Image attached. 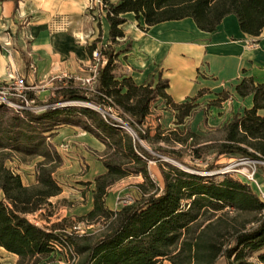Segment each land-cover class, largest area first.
Returning a JSON list of instances; mask_svg holds the SVG:
<instances>
[{
	"label": "trees",
	"instance_id": "1",
	"mask_svg": "<svg viewBox=\"0 0 264 264\" xmlns=\"http://www.w3.org/2000/svg\"><path fill=\"white\" fill-rule=\"evenodd\" d=\"M103 3L110 41L98 48L102 42L99 22L100 37L88 48L91 57L99 50L100 56L107 59L99 70L95 91L69 81L56 90L45 111L25 110L7 122L0 119V149L43 158L37 164V184L30 187L0 162V248L16 255L17 264L50 262L59 248L62 249L59 252L80 256L74 264H163L164 261L217 264L221 257L227 264H264V201L251 185L235 179L231 173L204 175L165 165L142 145V141L173 142L190 146L195 160L209 149L216 158L235 156L264 163V117L259 114L264 109V83L256 84L253 78L246 77L236 86L240 97L253 96L254 106L224 126L219 141L201 146L198 135L188 130L180 136L171 133L172 139L159 131L150 136L143 127L154 103L165 101L177 112V124L182 125L197 107L196 99L174 103L168 93L169 81L162 78L155 86L152 82L137 85L130 77L119 79L115 71L120 53L113 47L125 37L127 14H134L138 21L142 19L143 30L192 18L200 30L208 33L215 32L227 16L235 15L244 33L260 36L264 31V0H119L117 4L103 0ZM29 96L34 98L30 92ZM230 97L225 92L221 100ZM75 102L93 104L102 112L88 106L63 105ZM4 108L9 107L0 104V112ZM112 109L135 136L111 117ZM63 126L80 128L107 151L102 159L106 172L94 181L93 208L79 217L87 225H103L104 232L95 239L92 235H79L74 231L76 226H64L67 219L51 227L29 219L63 192L53 176L62 157L47 143L48 134L53 135ZM155 151L183 163L175 149ZM150 163L157 164L163 188L152 177ZM132 176H142L144 180L137 185L141 197L120 210L110 209L107 198L111 190ZM219 176L221 181L217 180Z\"/></svg>",
	"mask_w": 264,
	"mask_h": 264
},
{
	"label": "crops",
	"instance_id": "2",
	"mask_svg": "<svg viewBox=\"0 0 264 264\" xmlns=\"http://www.w3.org/2000/svg\"><path fill=\"white\" fill-rule=\"evenodd\" d=\"M101 2L103 0H0V78L8 80L10 71L15 77L13 82L22 81L38 102L48 104L60 88L54 86L56 80L84 76L90 70L92 60L88 48L100 37L99 22L102 42L98 48L109 44L110 25ZM90 5L94 6L93 11L89 10ZM125 18V37L113 45L120 53L115 75L119 79L130 77L137 85L152 82L155 86L162 78L169 81L168 93L174 103L196 99L197 107L192 116L185 119V124L178 125L177 112L169 110L176 127H184L193 116H200L199 104L205 103L212 116L209 124L223 135L224 126L254 106L253 96L240 97L236 86L246 77L253 78L256 84L264 83V31L260 36L244 33L235 15L227 16L213 33L200 30L192 18L164 22L148 30L142 29L144 21H138L134 14H127ZM225 92L231 97L222 101L221 95ZM157 104H153L146 121L150 127L162 121L158 115L159 119H151L161 108ZM162 108L161 112H168L167 105ZM259 114L264 117V109ZM56 132L57 137L68 133L74 140L99 142L76 127L63 126ZM76 145L79 148L74 150L89 158L85 146L81 149L84 143ZM92 159V162L86 159L90 169L79 178L91 181L93 186L95 177L104 174L106 168L102 157ZM68 161L62 169L68 166L74 169L78 164L70 158ZM132 177L144 181L142 176ZM92 208L93 190L89 212ZM0 251L12 256L15 263L18 261L16 255L3 248Z\"/></svg>",
	"mask_w": 264,
	"mask_h": 264
},
{
	"label": "rangeland",
	"instance_id": "3",
	"mask_svg": "<svg viewBox=\"0 0 264 264\" xmlns=\"http://www.w3.org/2000/svg\"><path fill=\"white\" fill-rule=\"evenodd\" d=\"M91 66L94 65L93 57H91ZM89 68V69H90ZM91 70L87 71L84 76H78V77H71L66 80H56L54 82L55 87H61L65 86L64 83H68L69 81L73 82L75 86L86 88L84 86V80L90 77ZM0 81H3V79L0 78ZM11 94H15L16 91L11 90ZM9 96V95H8ZM15 101H18V97L15 95H12ZM36 99V98H35ZM37 104L35 106L37 107H44L47 106V104H43L41 102H38L36 99ZM156 103L161 108H159V112L155 114L152 120L161 118V122H155L152 127L149 125H146L143 127L144 130L148 131L150 133V136H153L156 134V132L162 133L165 137H168L169 139L174 138L173 134L176 133V135H184L185 131H192L196 133L199 137V140L197 141L198 144L201 146L206 145L210 141H219L222 139L223 135L221 132L217 131L215 126L210 123L209 118L210 114L208 113V110L206 109L208 107L207 104L202 103L199 104V110L201 115L196 117L193 116L191 119L188 120L187 124L184 127H176L174 125V116L170 114L169 111L171 108L167 106L166 110L167 113L161 112L164 110L162 108L163 105H166V102L163 100H158ZM155 103V104H156ZM76 105V106H88L92 107L98 111H100L97 106L90 104V103H84V102H75V103H65L63 105ZM62 105V104H60ZM25 110H16L11 108H4L0 112V119H3V121L7 122L10 117L13 115H16L18 113H21ZM30 112H34L31 110H27ZM102 112V111H100ZM202 112H204L202 114ZM34 113H40V112H34ZM110 113L112 115H117V111L112 109L110 110ZM160 116L159 118H156ZM155 125H157L155 127ZM60 129V128H59ZM58 129V130H59ZM128 129V128H127ZM57 130V131H58ZM125 131L133 136H135V133L131 131L130 129ZM55 132L53 135L50 136L48 134L47 136V143L54 147L56 151L61 155L62 157V163L59 167H56L54 172V178L62 187V194H60L57 197H53L49 200L48 205L43 207V210L30 215L29 219L37 222L38 225L43 227H51L54 223H59L63 221L64 219H67V222L64 223V226L66 227H72L76 226L74 228V231L77 232L79 235H92L95 238H97L102 232H104L105 228H103L102 224H93V225H87L86 223H83L79 221V217L85 216L89 212V202L91 198L92 190L95 189V186H92V182L88 181L85 182L84 180H81L82 175L84 173L88 172L90 169V166L86 164V159H89V161L93 160L92 158L96 157H104L106 155V148L104 149L103 146L99 142H96L95 140H74V137L71 135L69 136L68 133H62L59 137L58 134ZM57 137V138H56ZM89 137V136H88ZM86 138V137H85ZM76 141V142H75ZM81 142V143H79ZM81 149L84 147L87 151V157L84 158V154L80 151L74 150L75 147H78L76 144H83ZM191 143V141H189ZM188 143V145H189ZM142 145L153 155L158 156L161 158V161L165 165H173L177 166L183 170H187L190 172H200L204 175H218V174H225V173H231L235 179H238L240 181H243L247 183L246 179L243 177L242 174L247 175L248 173H251L255 171V177L257 178L258 182L263 185L264 187V163H253L248 160H244L240 157L235 156H224L216 158L215 153L213 150H205L202 152L201 156L202 158L195 160L193 158L192 148L190 146L186 145H180V144H174L173 142H159L156 144H151L147 141H142ZM198 146V145H197ZM105 147V146H104ZM199 147V146H198ZM163 148L167 151H170L171 149H175L180 153L181 159L183 163L177 162L171 157L168 156H162L158 154L155 150ZM68 154H74V156L69 157ZM75 154L77 156H75ZM69 158L72 161L77 162V166H73V168L63 167L64 164L69 163ZM67 160V161H66ZM85 167L82 166V162ZM4 162V165L6 168L10 169L13 173H16L21 176L22 179H24L23 183L25 186H35L37 184V164L39 162L43 161V158L40 156H26L23 155L17 151L11 150V149H0V162ZM92 162V161H91ZM70 164H73L72 162ZM208 166H213L212 170L208 169ZM61 168V169H59ZM67 169V170H66ZM70 169V170H69ZM79 169H81V172H78ZM195 169H199L195 170ZM96 171V168L95 170ZM149 171L152 174V177L159 182V185L163 188L164 187V180L161 175V172L155 163H150ZM35 176V178H34ZM98 176L95 177V179ZM94 179V180H95ZM218 181L222 180V176H219L217 178ZM143 181L138 180L135 177H131L125 180H122L118 182L113 189L111 190L109 199H108V205L113 210H120L123 206L130 204L137 199H139L140 193L137 188V185L139 183H142ZM253 190L256 192L255 187L251 185ZM73 259H75V262L79 261L81 258L80 256H77L74 254L72 256L69 253L65 252H59L56 253L53 258L50 259V262H44V264H74ZM255 261V259H253ZM0 264H17V262H14V258L4 251H0ZM163 264H170L168 261H164ZM217 264H227V261L225 258L221 257L218 259Z\"/></svg>",
	"mask_w": 264,
	"mask_h": 264
},
{
	"label": "built area",
	"instance_id": "4",
	"mask_svg": "<svg viewBox=\"0 0 264 264\" xmlns=\"http://www.w3.org/2000/svg\"><path fill=\"white\" fill-rule=\"evenodd\" d=\"M101 7L104 10L105 6L103 2H101ZM89 10L93 11L94 6L90 5ZM93 61H94V65L91 66L90 68L91 75L90 77L85 79L83 83L84 86H86V89L92 92L95 91L96 86L98 84L99 70L100 68L105 66V64L107 63V59L104 56L102 57L100 56L99 50H95L93 53ZM13 80H15L14 75L10 71H8V80L0 81V104L6 105L7 107L11 109L13 108L16 110H31V111L40 112V113L50 107L48 105L44 107L35 106L37 104L36 99L31 98L29 96V92L31 91V89L28 86H26L22 81L16 83V82H13ZM11 90L16 91V93L11 94L10 93ZM12 95H15L16 97H18V101H15ZM111 117L115 119L118 123L122 124L124 129L126 130L130 129L131 131H133L130 128V126H128L118 116V114L116 116L111 114ZM248 161H251V160H248ZM251 162L255 164L258 163L255 161H251ZM242 175L246 179L249 185H253L255 187L257 195L260 197L261 200L264 201V187L258 182L257 178L255 177V171L248 173L247 175L245 174H242ZM59 251H62V249L59 248ZM74 262L75 260L73 259V263Z\"/></svg>",
	"mask_w": 264,
	"mask_h": 264
}]
</instances>
